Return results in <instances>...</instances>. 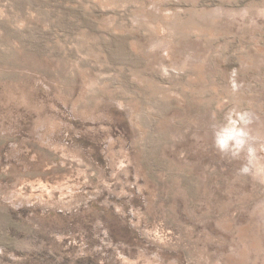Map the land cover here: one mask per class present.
Returning <instances> with one entry per match:
<instances>
[{
	"label": "rangeland",
	"instance_id": "1",
	"mask_svg": "<svg viewBox=\"0 0 264 264\" xmlns=\"http://www.w3.org/2000/svg\"><path fill=\"white\" fill-rule=\"evenodd\" d=\"M264 0H0V264H264Z\"/></svg>",
	"mask_w": 264,
	"mask_h": 264
},
{
	"label": "clouds",
	"instance_id": "2",
	"mask_svg": "<svg viewBox=\"0 0 264 264\" xmlns=\"http://www.w3.org/2000/svg\"><path fill=\"white\" fill-rule=\"evenodd\" d=\"M254 119L250 111L233 108L225 115L223 123L213 126L214 147L222 156L238 160L243 155L245 162L239 169L242 175L264 169L257 150L259 137L253 135L250 127Z\"/></svg>",
	"mask_w": 264,
	"mask_h": 264
}]
</instances>
